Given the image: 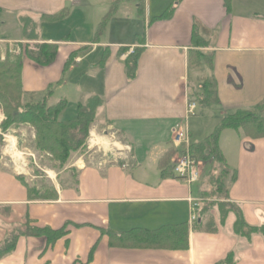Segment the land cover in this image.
<instances>
[{"label":"crops","instance_id":"obj_1","mask_svg":"<svg viewBox=\"0 0 264 264\" xmlns=\"http://www.w3.org/2000/svg\"><path fill=\"white\" fill-rule=\"evenodd\" d=\"M133 1L0 0V35L8 34L0 36L5 57L12 45L31 50L57 45L50 65L24 56L22 82L30 100L45 99L55 86H71L76 100H69V94L60 99L68 102L60 117L66 120L77 104L98 96L102 104L95 124L114 130L130 150L129 160L118 165L65 169L53 186V200L31 198L29 187L0 154V244L14 228L28 223L67 231L54 243L21 236L0 264H264V138L225 130L219 142L231 170L227 203L239 210L246 225L258 228L251 236L235 232L234 213L222 222L215 207L210 211L215 232L190 226L189 200H209L216 170L212 164L200 163L204 179L191 186L174 175L164 178L161 169L188 101L203 96L208 79L214 80L219 103H200L197 116L188 121L193 144L212 134L223 119L238 110L251 111L264 100V0H231L230 7L225 0H136L135 12ZM114 4H119L117 11L94 43ZM63 12L65 17L52 20ZM136 14L142 28L133 24ZM196 27L203 28L205 47H194ZM136 48L142 53L136 77L129 80L125 60ZM195 51L205 55L202 66L190 64ZM52 96L53 91L47 102ZM206 171L208 186L198 188L195 196L193 186L205 180ZM7 208L9 213L2 214ZM183 226L188 229L184 249L125 247L114 241L130 232L177 231Z\"/></svg>","mask_w":264,"mask_h":264},{"label":"trees","instance_id":"obj_2","mask_svg":"<svg viewBox=\"0 0 264 264\" xmlns=\"http://www.w3.org/2000/svg\"><path fill=\"white\" fill-rule=\"evenodd\" d=\"M227 7H230L231 0H225ZM119 4H114L109 12L103 17L95 34V42H99L103 36L106 27L118 9ZM139 5L138 11L141 12ZM173 8L165 14L170 17ZM63 12L58 16L52 17V20H60L65 17ZM205 34L202 27H196L193 31V44L196 48L205 47L207 45ZM129 51V49H124ZM142 53L141 49H134L125 60L126 74L129 80H133L137 74L138 60ZM77 52L73 53L70 62L77 56ZM57 45L40 44L34 50H26L25 54L12 60V56L7 53L6 60L2 61L0 51V107L3 108L6 120L1 125L2 131L8 130L11 126L19 124H29L36 129L37 147L45 152L50 153L61 165H64L71 152H76L83 148L89 135L90 127L95 122L96 114L102 104L100 97L95 96L88 100L85 104H77L73 115L65 121H61V115L69 108L68 102L60 101L55 106H49L47 97L51 94V90L46 93L43 101L24 103L26 93L23 89V64L21 60L27 56L30 60L41 66L50 65L56 58ZM190 64L193 66H202L206 63L205 55L200 51L190 54ZM69 67V63H68ZM199 104L219 103L217 91L215 89L214 80L208 79L203 86V96L198 99ZM1 113V112H0ZM225 130L242 131L243 134L251 139L264 138V100L259 102L253 110H238L233 115L223 119L204 140L191 145L190 153L193 158L204 163H210L211 168H221L219 175L213 176L212 188L214 194H208V201L204 200V204L200 211V216L196 224L203 225L206 231L215 232L217 230L214 219L211 217L210 211L213 207L221 215V221L225 223L228 215L234 213L236 215L235 232L237 234L248 235L258 232V228L249 227L244 222L239 210L227 203V188L225 183L220 181L221 175L228 176L231 172L226 160L220 150L219 142L221 134ZM0 137V141H1ZM174 152H170L161 162L162 176H173V168L171 159ZM221 174V175H220ZM222 179V178H221ZM231 179H234L232 174ZM224 190V191H223ZM30 194L32 191L29 190ZM210 196H217V201H210ZM35 200L38 199L31 196ZM53 198V197H52ZM55 198V196H54ZM53 200V199H50ZM210 201V203H209ZM206 202V203H205ZM214 202V203H212ZM9 208L2 209L4 214L9 213ZM208 217V221L203 224V219ZM67 234L66 229L52 230L49 228H36L28 224L23 227L14 228L8 238L0 244V260L14 251L16 243L21 236L45 237L49 243H54ZM188 229L186 226L178 228L177 231H169L162 229L156 232L139 231L122 234L120 238H116L115 242H121L120 245L125 247L151 248V249H167L176 250L187 247ZM117 237L113 236L112 238Z\"/></svg>","mask_w":264,"mask_h":264},{"label":"rangeland","instance_id":"obj_3","mask_svg":"<svg viewBox=\"0 0 264 264\" xmlns=\"http://www.w3.org/2000/svg\"><path fill=\"white\" fill-rule=\"evenodd\" d=\"M130 6H131L132 11L135 12L136 0H134ZM133 24L138 26V28L143 27L142 20L139 15L136 14L134 16ZM135 25L133 26V29L128 28L130 30L128 31L129 32L128 37L132 36V32L136 29ZM57 29L62 30V31L64 30L62 27L61 28L59 27ZM14 32L15 31L13 30L10 31V33L12 34H14ZM139 33H142L141 29ZM3 35L4 37L8 36V34L6 33H2L0 36H3ZM0 48L2 49V52H1L2 61H5L6 58H5V54L3 50L4 46H1ZM8 49H7L8 53L12 56L11 59L14 61L21 55L25 54L26 50H28L29 48L28 49L25 47L23 48L22 45L20 47H16L12 45ZM32 49L34 50V48ZM4 58L5 60H3ZM24 60H25V57H23L21 60L22 64ZM88 79H91L90 75H88L87 80ZM70 87L71 86H69V88ZM64 88H61L59 86H55L54 88H51V91H53V96L51 99H48L49 106H55L56 104H58V102L60 101V99L62 98L64 94H69V100H72V101L76 100V95H74L72 91L69 90V88L68 89L67 88L64 89ZM43 98H44V95L38 96L34 99L33 102L43 101L44 100ZM30 101L31 100L29 96H26L24 103L26 104ZM0 112H1L0 115H2V120L0 122V137L2 138L0 141V154L2 155L1 159L4 163L8 164V168L16 172V174H18V176L21 178L24 184H26L29 187V190L32 191L31 195L38 199H45V200L54 199L55 194H54L53 186L55 183H57L60 174L64 172L65 169H68L70 167H75V168L84 167L85 168L86 166H89V165H93V164L99 165L101 163H103L104 165H111L110 163H105V162H110L111 161L110 159H113L114 157L119 159L118 163H114L117 165L119 163L121 164L123 160L124 161L129 160L128 151L130 150H128L129 148H127V146L124 145L123 140L120 138V136L114 130L106 126L99 127V125H96L95 124L96 118H95V122L90 127L89 135L86 139L85 146L76 152L75 151L71 152L67 162L64 165H61V163L58 160H56L50 153L42 151L37 147V140H36L37 132L33 126L29 124H19V125L11 126L8 130L3 132L1 125L6 120V117L4 115L2 107H0ZM99 119L100 117H98V120ZM60 120L65 121L61 118ZM9 138L15 139L16 148L24 155V163L22 166L16 164L13 161V159L7 156L4 152L5 148L9 145V141H10ZM102 139L106 141L107 146L103 147L101 146L103 143L101 144V142L97 141V140H102ZM98 143H100V145ZM172 151L174 152V155H173V159H174L175 151H174L173 146H172ZM125 153H127L126 154L127 156H124ZM172 165H173V162H172ZM215 169L216 170L213 171V175L215 174L219 175V173H221L218 170L219 167H215ZM49 171L54 172L55 174L54 178L50 177ZM207 171H206V177L204 176L205 180H203L199 186L198 185L193 186L195 196H199L200 194L199 189L202 190L208 186V181L210 180V173L207 174ZM221 178H219L220 181L225 183L224 188H227V185L229 183L228 176L224 177V175L223 176L221 175ZM201 179H204L203 175ZM214 193H215L214 188H211L210 195H213ZM214 200L217 201L218 197L215 196L210 201H214Z\"/></svg>","mask_w":264,"mask_h":264},{"label":"built area","instance_id":"obj_4","mask_svg":"<svg viewBox=\"0 0 264 264\" xmlns=\"http://www.w3.org/2000/svg\"><path fill=\"white\" fill-rule=\"evenodd\" d=\"M198 110V103L196 101H188L186 105V112L183 120L179 126L173 130L172 143L177 152L173 160V172L175 176L186 182L188 185L197 183L201 179L200 162L192 157L190 153L191 141L188 121L195 117ZM121 158V157H120ZM111 165L118 163V158L110 159ZM99 168L104 166L103 163L97 165ZM190 216L189 224L194 225L198 219V213L201 208V200L190 199Z\"/></svg>","mask_w":264,"mask_h":264},{"label":"bare ground","instance_id":"obj_5","mask_svg":"<svg viewBox=\"0 0 264 264\" xmlns=\"http://www.w3.org/2000/svg\"><path fill=\"white\" fill-rule=\"evenodd\" d=\"M103 136H105V135H103ZM99 139H101V138H99ZM106 139H107V137H106ZM9 140H10L9 145L5 148L4 152L7 156L11 157L16 164L22 166L24 163V155L16 148L15 139L9 138ZM97 141L101 142V144L103 143L101 146H103V147L107 146L106 141H104L103 139L97 140ZM98 144L100 145V143H98ZM49 175L51 178L55 177V174L52 171H49Z\"/></svg>","mask_w":264,"mask_h":264}]
</instances>
